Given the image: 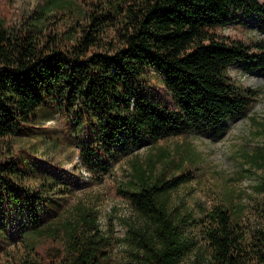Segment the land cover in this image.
<instances>
[{"label":"trees","instance_id":"obj_1","mask_svg":"<svg viewBox=\"0 0 264 264\" xmlns=\"http://www.w3.org/2000/svg\"><path fill=\"white\" fill-rule=\"evenodd\" d=\"M243 18L255 19L264 32V3L54 0L18 28L0 19V254L5 264H107L112 244L97 227L96 211L78 208L63 215L62 201L73 182L42 168L51 167L46 160L32 162L39 147L17 148V139L36 138L44 150L72 146L80 167L101 180L145 144L223 133L224 123L257 95L233 82L229 68L264 71V42L248 45L214 32ZM62 21L67 23L58 29ZM152 75L167 90L172 107L148 89ZM58 117L65 131L42 128ZM260 160L255 165L264 171V156ZM191 179L182 164L171 177L164 171L156 175L148 164H131L128 183L118 192L148 223L128 229L135 264H180L194 246L185 238L190 226L197 228L211 264H264V229L248 240L235 209L213 207L199 219L169 209V193Z\"/></svg>","mask_w":264,"mask_h":264},{"label":"rangeland","instance_id":"obj_2","mask_svg":"<svg viewBox=\"0 0 264 264\" xmlns=\"http://www.w3.org/2000/svg\"><path fill=\"white\" fill-rule=\"evenodd\" d=\"M53 1L0 0V19L10 28H18L26 18L35 16ZM259 1L264 3V0ZM242 20L215 28L214 32L248 45L264 42V32L258 28L256 20ZM64 23L67 22H60L58 29ZM50 27L52 29L54 23ZM228 74L233 82L253 89L257 95L246 110L224 123L223 133L184 134L160 140L155 145L145 144L122 157L101 180L94 179L80 167L78 151L72 146L44 150L35 143L36 138L17 139V148L27 149L32 144L39 147L32 162L46 160L51 167L43 165L42 168L73 182L69 187L71 193L62 201L64 216L76 214L78 208L96 211L98 229L112 242L107 264H135L136 247L128 229L148 224L147 218L136 213L118 192L128 183L133 162L148 164L156 175L164 171L168 177L176 175L178 165L189 170L192 179L169 193V209L191 213L196 219L213 207L235 209L248 240L249 234L264 229V186L261 185L264 171L255 165L264 156V71L247 72L241 65H235L229 68ZM148 89L172 107L171 97L156 75L150 77ZM43 127L46 132L65 131L64 121L59 117L45 122ZM185 238L194 242V246L180 264H211L197 228L190 226ZM5 260L4 253L0 254V264H5Z\"/></svg>","mask_w":264,"mask_h":264}]
</instances>
